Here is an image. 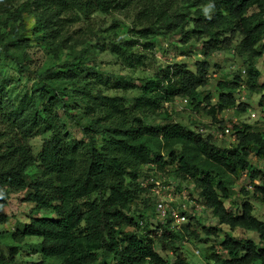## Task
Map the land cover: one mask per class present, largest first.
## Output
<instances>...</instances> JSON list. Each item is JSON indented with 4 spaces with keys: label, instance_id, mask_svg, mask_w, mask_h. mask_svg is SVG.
I'll return each mask as SVG.
<instances>
[{
    "label": "clouds",
    "instance_id": "1",
    "mask_svg": "<svg viewBox=\"0 0 264 264\" xmlns=\"http://www.w3.org/2000/svg\"><path fill=\"white\" fill-rule=\"evenodd\" d=\"M0 89L12 264H46L42 248L61 264L264 257V0H0ZM47 215L54 231L31 223Z\"/></svg>",
    "mask_w": 264,
    "mask_h": 264
},
{
    "label": "trees",
    "instance_id": "2",
    "mask_svg": "<svg viewBox=\"0 0 264 264\" xmlns=\"http://www.w3.org/2000/svg\"><path fill=\"white\" fill-rule=\"evenodd\" d=\"M257 27H259V25H257ZM193 31H195V30H193ZM130 43H134V42L131 41ZM55 57L57 59H59V54H55ZM68 62H70V61H65V63H62V64H66ZM67 71H71V69H68ZM188 71H190V70H188L186 68L183 69L182 72H181V75L186 74ZM52 75L55 76V80L52 81L51 84H52V86L57 87L58 89L60 88V85H61V84L57 83L58 81H61L62 79H67V78L69 80L74 79V77H68V76L60 77V76H56V74H52ZM145 88L147 89V85L145 86ZM60 90L63 91V89H60ZM68 90L71 91V92H73V93H79V91H80L79 89H76L74 87H70V89H68ZM2 91H3V89H0V92H2ZM49 93H50L49 96H48V100L49 101H53V102H56V103H59L60 102L57 99V96L55 94H51V89H49ZM34 95L35 96H38L40 98V100H43L44 99V93L43 92H40L39 90H37V92L34 93ZM228 95L231 96V92H229ZM224 96H225V93L224 92H221V97L223 98ZM26 97H27L28 100H30L32 103H34V100L32 98H30L29 96H26ZM5 100L6 101H9L8 96H6V94L4 93V95L0 96V105L7 106L8 104L5 103ZM23 110L24 109L18 110L16 108V111L20 112L21 114H23ZM44 111L47 112L48 109L45 108ZM225 151L231 153L234 150H225ZM53 152H55V150H53ZM37 197L39 198V193H37ZM25 199H27V198H25ZM45 204H47V201H45ZM51 210L52 211H56L55 208H53ZM113 216H115V212H113ZM78 222H80V223H83L84 222L83 215H81V217L79 218ZM31 223L32 224H38V225L39 224H43V223H47L49 225V228H51L54 231L56 227H59V225H60V219H58L57 216L35 217V218H33L31 220ZM72 226L74 227L75 225L73 224ZM66 227H67V225H66ZM19 231L20 230L18 229V232ZM15 235L16 234L14 233L13 234V238H15ZM21 235L22 236H38V237L42 238V240L48 238V237L44 236L39 231H33V230H31L29 225H25L24 231L21 233ZM110 235H111V233H110ZM123 239L124 240H129L132 243H135V241L132 238L131 234L123 236ZM16 248H17L16 245H14L13 247H11V249L13 250L12 251L13 253L16 251ZM107 251L111 252L112 249H108ZM13 253H11V255H9L6 258L5 261L3 259H0L3 262V264H12V262L14 261V254ZM41 254L44 255L46 259H48V258L58 259L59 260V263L58 264H61V252H60L59 249H57V248H50V249H47L46 250V249H43L42 248L41 249ZM89 255H92L94 257V254L93 253H89ZM233 259H236V257H233ZM252 259H253V264H264V257L254 256ZM27 264H31V262H27ZM46 264H55V263H49L46 260ZM102 264H110V261L108 259H105V260L102 261Z\"/></svg>",
    "mask_w": 264,
    "mask_h": 264
},
{
    "label": "rangeland",
    "instance_id": "3",
    "mask_svg": "<svg viewBox=\"0 0 264 264\" xmlns=\"http://www.w3.org/2000/svg\"><path fill=\"white\" fill-rule=\"evenodd\" d=\"M183 38H182V42H183ZM131 42V41H130ZM129 42V43H130ZM73 59V57H72V55H71V50L70 49H64V50H62L60 53H59V59H57L56 57H55V54H53L52 55V61L53 62H55V63H58V64H62V63H65V61H71ZM67 80H69L68 78L67 79H62L61 81H58L57 83H59V84H62V83H64L65 81H67ZM238 87V86H237ZM70 89V88H69ZM5 94H6V96H7V93L6 92H4ZM26 96H28V94L27 93H24V98L23 99H21L19 96H17V100L19 101V103H18V105H17V109L18 110H21V109H24V110H26V108L28 107V106H30V105H32L33 103L30 101V100H28L27 99V97ZM176 99H177V103H179L180 101H181V97H179V96H177L176 97ZM5 103H7V104H10V103H14L13 101H6L5 100ZM76 105H75V102H74V104L72 105V107H75ZM65 107H69V106H65ZM3 216V213L2 212H0V217H2ZM47 216H54V215H47ZM31 237H35L36 239H37V241L39 242V241H41L42 240V238H40V237H38V236H31ZM14 245H12V246H0V256L2 257H0V259H3L4 261L6 260V258L9 256V255H11V253H13L12 251V249H11V247H13ZM16 251L13 253L14 254V261H16V258H17V253H18V251H19V247H18V245H16ZM40 253H41V249H40ZM47 260V262H49V263H55V264H58L59 263V260L58 259H55V258H48V259H46ZM1 261V260H0ZM24 264H27V262H24Z\"/></svg>",
    "mask_w": 264,
    "mask_h": 264
}]
</instances>
